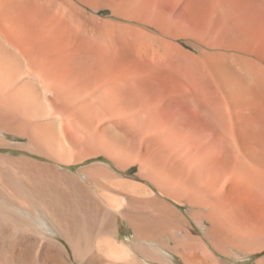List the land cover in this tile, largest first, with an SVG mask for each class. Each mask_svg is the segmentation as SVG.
Wrapping results in <instances>:
<instances>
[{
  "label": "bare ground",
  "instance_id": "1",
  "mask_svg": "<svg viewBox=\"0 0 264 264\" xmlns=\"http://www.w3.org/2000/svg\"><path fill=\"white\" fill-rule=\"evenodd\" d=\"M258 1L239 0L240 5L243 2L247 6L245 9H251ZM85 5L86 0H0V176H5L0 177V192L4 193L5 202L53 225L71 249L69 252L63 243L42 234L28 218L3 207L0 209V264H74L68 261L70 257L82 264H153L154 260L173 264L165 249L185 264H219L203 248L197 254V236L165 203L148 197L156 212L154 217L146 215L134 206L128 208L133 198L105 195L100 189L93 196L83 179L59 168L90 155L104 154L119 168L139 162L148 169L149 177L163 194L169 193V186L183 187L184 184L182 179H173L164 170L154 173L152 164L138 149L148 143L151 135L169 162L173 164L181 157V152L170 145L172 141L159 127L154 126L152 130L146 127V122L152 119L150 106L138 110L134 104L135 56L140 46L135 43V33L116 24L107 26L99 22L86 11ZM262 27L260 32L264 33V24ZM242 38L245 36L239 34L238 39ZM248 49L247 52L244 48L251 54L252 50ZM157 53L155 57L164 73L161 76L166 79L165 74L168 77L177 65L166 54ZM242 58L237 60L243 66L245 78L238 74L228 81L218 75L216 85L215 80L208 81L219 116L226 120L229 130L218 135L222 157L211 149L205 151L207 161L204 160L202 171L206 172L210 197L201 200L192 195L191 199L211 206L207 216L210 228L205 237L209 245L221 251L227 245L252 251L264 249V238L257 237L261 229L264 231V224L251 230H231L215 212L214 208L222 207L221 204L213 203L214 185L218 190L220 185L229 183L230 191H264V139L254 129L255 133L238 135L229 108L231 104L243 105V108L235 107L250 126V121L254 124L257 116L262 115L258 112L264 109V65L250 57ZM176 97L178 103L192 109L202 101L192 89H180ZM184 167L178 166L181 174L185 173ZM103 171L99 167L86 169L85 179L95 183ZM222 174L225 179L221 178ZM123 183L131 182L124 180ZM139 186L143 194H152L151 190L146 192ZM73 197L80 217L92 221L91 231L103 229L109 236L104 239L103 252L98 251V243L96 250L88 254L84 250V236L75 234L72 223L77 219L73 222L70 219ZM115 212L133 230L135 240L142 239L136 247L117 244L112 239ZM102 219L104 226H101ZM146 237L166 238L169 242L154 238L162 245L158 247L146 242ZM258 264H264V258Z\"/></svg>",
  "mask_w": 264,
  "mask_h": 264
},
{
  "label": "rangeland",
  "instance_id": "2",
  "mask_svg": "<svg viewBox=\"0 0 264 264\" xmlns=\"http://www.w3.org/2000/svg\"><path fill=\"white\" fill-rule=\"evenodd\" d=\"M102 1L86 0V11L91 15L93 14L94 18L105 25L107 24V26L116 24L121 28L133 30L135 40L137 39L135 41L136 45H140L139 47L141 48L143 45L144 49L142 48V50L138 47L137 51L139 53L136 52L135 56L136 80L133 88L134 104L137 106L136 108H139L138 110L150 106L149 114L152 119L146 122V127L150 130L154 126L159 127L165 133L166 138L172 141L170 145L181 152V157H179L180 160L179 158L176 159L173 164L169 162L167 155L162 151L160 152L157 144H154L153 138L155 137L151 135L149 136L150 140L148 139V143L138 146V149L141 154L143 152V157L145 156L144 158L148 163L152 164L151 167L154 173H163L164 170V173H168L173 179H182L185 189L184 192H181L183 190L182 186V188L169 186V193L163 194L160 192L158 186H156L155 181L149 177L148 169L146 167L143 168L139 162H133L134 164H127V166L119 168L112 159L104 154L90 155L75 163L62 164L59 168L83 179L93 196L100 189L105 195L113 197L127 195L131 199L133 198L132 204L128 208L133 209L134 206L135 210H141L140 212L146 215L154 217L156 212L154 204L147 200L148 197L153 196L165 203L175 213L176 217L178 216L177 218L197 236V254L199 255L203 248V250L205 249L211 255L213 254L212 256H214L216 261L218 260L219 264H258L264 258V249L252 251L249 248L227 245L221 251L209 245L205 234L208 228H210V221L207 216L211 206L209 203L207 205L192 202L191 199L192 195L201 200L210 197V191H207L209 187H206V172L202 171L204 160L207 161V154H205L207 152L205 151L211 149L214 154L222 157L221 139L218 135L229 130L226 120L219 116L216 97L213 89L209 87L208 81L215 80L213 82L216 85L218 75L227 80H230L232 76L233 78L234 76H238V74L240 77L245 78L246 73H244L243 66L237 60L242 57H250L253 61L257 60L256 62L264 65V33L260 32V30L263 31L262 26L264 24V1L259 0L260 2L258 1L254 4L251 9L249 7L245 9L247 6L243 2L241 3V5L243 4L241 7L239 0H104V3ZM100 2L101 4L99 5ZM236 2L239 4H236ZM93 6L96 9L92 8ZM242 22H245L246 25H243ZM239 34L241 36L243 34V37L245 36L246 39H238ZM242 44H246L244 46L247 47H244ZM244 48L246 51L248 48L252 50L251 54L247 53L248 51L246 52ZM253 51L255 54H253ZM257 51L258 53H256ZM155 52H158V55L163 54L165 56L166 54V57L169 60H174L177 65V68L173 69L168 77L165 74L166 79L161 76L163 73L161 69L163 68L158 64ZM150 56H153V58L151 57L150 59ZM153 61L156 65H154ZM202 66L203 69L201 68ZM152 69L155 72L153 70L152 73ZM231 72L235 74L232 75L233 73L231 74ZM189 87L197 93L198 98L202 99L201 104H198L197 108L193 107L194 109L185 104L181 105L175 99L180 89L191 90ZM235 106L239 107V104L237 103ZM235 106L234 104L229 106L235 132L242 136L245 133L249 135L253 133L250 131L255 130L259 133V137L262 135L261 138L264 139V109H260L263 112H258V114L262 115L257 116L254 124L253 121L252 123L250 121L251 126H255L253 128L249 124L247 125V119H244L243 115L239 114V109ZM239 108H243V105ZM244 109L243 112L246 113L247 110L246 108ZM138 114L141 115V112ZM163 127L166 128L165 131ZM11 142H18V140H12ZM20 154L19 152L16 155ZM41 160L45 161L43 158ZM181 165L185 166V173L183 174L178 170V166ZM88 167H99L105 171L101 173L94 183L85 179L86 173L84 171L89 169ZM145 173L147 174L145 175ZM221 178L225 179L226 177L222 174ZM124 180L134 185L123 183ZM120 181L121 184L119 185ZM124 184H126V187L123 186ZM127 185H130V187ZM139 185L143 186L146 192L151 190L152 194L144 193L146 194L144 195ZM229 186V183H224L222 186H219L218 190V186L214 185L215 197L213 203L215 205L219 203L222 206L219 207L217 205L218 207L214 208L217 216L223 218H221L222 221L224 220L225 224L227 223L229 229L236 231L239 229L241 231L245 229L251 230L255 226L263 225L264 191L250 190L248 192L244 191V189L243 191H240L242 189L230 191ZM202 188L203 190L205 189V193H202ZM2 193L1 191L0 209L4 207V210L17 212L28 218L42 234L60 241L70 252V246L53 225L47 224L40 219L38 220V218L36 219V217L30 215L27 211L5 202L4 197H2L4 193ZM222 209L223 211H221ZM70 216L72 222L77 219L72 224H74L75 234L82 238L84 236L83 239L86 243L84 250L88 254L94 252L97 248L96 244L99 243L98 251L103 252L106 246L104 239L109 236L105 234L103 229L96 233L91 231L92 221L88 218L82 219L80 217L74 197ZM115 216V233L111 237L117 244L127 246H131L132 244V247H136L138 243L142 242V239L135 240L133 230L118 212H115ZM102 223H105L104 219L101 220ZM103 224L101 226H104ZM257 237L264 238V231L262 229L257 234ZM154 238L159 241L163 239L168 241L166 238L159 237H146L145 240L161 247L162 245L158 241L156 242ZM165 251L167 258L173 264H185L183 260L175 256L169 249H165ZM68 261L74 264H82V262L78 263L73 257H70ZM153 264L167 263L163 260H154Z\"/></svg>",
  "mask_w": 264,
  "mask_h": 264
}]
</instances>
